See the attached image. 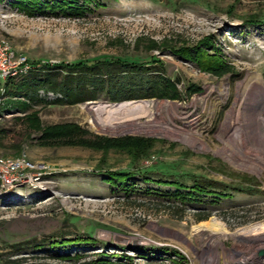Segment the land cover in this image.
<instances>
[{"label":"rangeland","instance_id":"rangeland-1","mask_svg":"<svg viewBox=\"0 0 264 264\" xmlns=\"http://www.w3.org/2000/svg\"><path fill=\"white\" fill-rule=\"evenodd\" d=\"M96 2L99 8L84 6L79 16H27L14 0H0V42L33 69L97 60L138 64L148 69L144 76L166 78L174 99L124 101L154 109L127 121L133 126L102 130L91 109L124 102L98 95L52 105L58 96L41 90L33 102L17 100L2 94L0 78V159L28 164L23 181L0 189V264H258L264 258V0ZM204 40L219 62L211 71L177 52ZM71 125L84 132L77 136L83 142L130 136L153 144L133 161L127 151L56 144L51 134ZM154 125L168 134L151 131ZM113 172L129 175L105 183ZM156 181L181 184L180 194L208 185L204 191L212 194L179 203L166 197L171 186ZM260 227L244 241L234 237ZM74 238L85 242L49 244Z\"/></svg>","mask_w":264,"mask_h":264},{"label":"trees","instance_id":"trees-1","mask_svg":"<svg viewBox=\"0 0 264 264\" xmlns=\"http://www.w3.org/2000/svg\"><path fill=\"white\" fill-rule=\"evenodd\" d=\"M16 10L23 12L27 16H31L34 12H47L64 15L68 13L69 16H79L85 11L83 8L87 5H92L99 8L100 3L96 0H14ZM106 1V0H102ZM114 1V0H110ZM248 22L254 23L252 17H248ZM210 47L209 42L205 41L198 46L192 48L178 49L180 56L184 60L195 63L200 70L211 71L219 67L217 58L208 54L206 48ZM29 65V64H28ZM148 70V69H147ZM141 65H131L126 62L120 63L117 61H95L88 65L81 64H53L51 66L41 65L39 69L28 67L24 74L13 76L10 79L1 81V91L6 97H15L17 100L22 99L25 101H35V94L40 90L50 95H57L51 102L52 105H77L83 102H93L97 96H103L109 103H123L124 101H136L138 99L149 100L152 97L156 98H171L174 99V93L171 89V84L162 76L152 74L153 77L148 78L143 73L147 72ZM156 75V76H155ZM168 93V95L166 94ZM84 132L79 131L72 125L62 130H55L52 133V139L56 144L61 146H80L87 147L90 151L106 152L116 151V153H130L131 161L136 158V155H146L147 149H150L151 142L149 140L134 139L130 136L123 138H102L98 136L94 141L83 142L78 139V135H83ZM75 137L77 139H75ZM63 140V141H62ZM142 156V155H141ZM129 173L121 174L118 172L107 173L105 183H113L116 181L118 184L127 178ZM172 187V192L166 197H173L175 201L184 203L194 198L198 194H212L206 192L204 189L208 185H191L184 194L180 192L184 189L181 184L159 183ZM202 185V186H201ZM207 186V187H206ZM203 187V188H202ZM228 195H223L226 197ZM83 243L84 240L74 238L73 241L50 242L51 245L58 247L67 243ZM8 264H21L16 261L7 262ZM86 264H105V262L96 260L89 261Z\"/></svg>","mask_w":264,"mask_h":264},{"label":"bare ground","instance_id":"bare-ground-1","mask_svg":"<svg viewBox=\"0 0 264 264\" xmlns=\"http://www.w3.org/2000/svg\"><path fill=\"white\" fill-rule=\"evenodd\" d=\"M157 107V105H156ZM154 107L150 105H147V103L145 102H137V103H123V104H120L118 106H103V107H93V109H91L92 111L95 110V114L97 115L96 118L97 120L95 121V125L102 129V130H111L112 128H118L122 125H131L133 126L134 124L132 122H128L129 120H135L137 118H139L138 116L142 115V114H150L151 111H153ZM158 109V107L156 108ZM94 112V111H93ZM242 116L239 114V115H236V117H234L235 119H239L241 118ZM262 119L263 116H261ZM226 119H233V117L231 115H229ZM258 119V118H256ZM260 119V118H259ZM136 127H139V126H136ZM141 127V125H140ZM151 128H153L151 131H156L160 134H163V135H167L169 130H167V128H161L160 126L157 127L156 125L152 126ZM171 130V128H170ZM264 139V138H263ZM264 141V140H263ZM217 226V225H215ZM210 228L211 229H216L214 227L213 224L210 225ZM262 228L263 227H260V228H255V229H252L250 231L248 230H242L240 232H237L235 234L234 237H236L238 240H242L244 241V239L242 237H246L250 234H253V233H257L258 230L259 231H262ZM263 240V239H262ZM262 240H258L259 243L263 242ZM257 241V240H256ZM264 243V242H263ZM225 251V250H224ZM236 255V252L235 254ZM232 254H223V257L224 258H231ZM241 256V255H239Z\"/></svg>","mask_w":264,"mask_h":264},{"label":"built area","instance_id":"built-area-1","mask_svg":"<svg viewBox=\"0 0 264 264\" xmlns=\"http://www.w3.org/2000/svg\"><path fill=\"white\" fill-rule=\"evenodd\" d=\"M28 67L25 59L15 57L10 49L0 42V78L2 81L24 74ZM27 168L28 164L20 157L0 159V189L10 187L17 181H23L27 177ZM258 262V264H264V258L259 259Z\"/></svg>","mask_w":264,"mask_h":264},{"label":"water","instance_id":"water-1","mask_svg":"<svg viewBox=\"0 0 264 264\" xmlns=\"http://www.w3.org/2000/svg\"><path fill=\"white\" fill-rule=\"evenodd\" d=\"M113 105H115V104H113ZM116 106V105H115ZM257 254H259V252H257Z\"/></svg>","mask_w":264,"mask_h":264}]
</instances>
